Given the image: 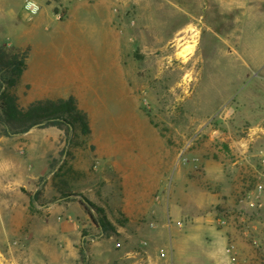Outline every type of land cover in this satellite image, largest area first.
<instances>
[{"label": "rangeland", "instance_id": "1", "mask_svg": "<svg viewBox=\"0 0 264 264\" xmlns=\"http://www.w3.org/2000/svg\"><path fill=\"white\" fill-rule=\"evenodd\" d=\"M39 1L54 21L49 33L40 30L42 35L58 37V30L63 33L68 21L58 22L53 15L60 8L67 15V1ZM21 4L22 0H12L5 11L0 5V40L18 47L32 40L36 44L46 41L29 38V31L39 26L43 17L40 13L31 21ZM112 12L116 38L122 46L125 87L120 84L117 67L110 106L101 109L104 116L93 123L95 136L85 138L75 131L67 139L61 132L58 141L54 137L36 139L34 151L21 144L22 164L13 172L16 181L29 184L41 176L36 183L40 200L32 211L40 213L39 207L58 199L55 184L67 182L74 194L103 209V215L121 230L111 238H102L89 216L77 218L79 263L69 259L70 264H84L80 254L83 240L88 264L100 260L103 253V248H94V244H104L118 253L137 250L146 243L141 242L146 234L129 221L124 203L127 179L132 184L136 172L141 171L145 181H163V187L153 194L156 202L163 199V210L157 220L144 216L138 222L164 234V249L174 264H224L222 257L211 259V255L217 251L220 255L227 227L240 233L249 247L244 251L235 246L231 262L264 264V207L241 208L242 198L251 203L254 191L264 182V0H114ZM81 37L90 38L89 32L85 30ZM193 44L194 52L181 58L179 53ZM67 48V53L72 52L70 43ZM83 50L89 68L93 60L89 49ZM98 51L100 64H105L103 50ZM104 101L102 97L100 102ZM100 134L103 149L117 150L116 165L99 155L96 138ZM18 139L12 145H17ZM64 150L67 155L61 158L59 153ZM130 150L136 155L144 153L146 161L128 163ZM29 157L36 165L25 163ZM0 158L12 164L14 157L0 150ZM55 159L61 160L58 177L49 175V167L44 172L47 161ZM41 178H45L42 184ZM23 192L29 197L33 194ZM242 211L245 221L241 220ZM71 213L82 212L74 207ZM223 220L226 225L220 224ZM117 221L125 222V229ZM245 231L248 236L242 235ZM256 234L258 245L254 243ZM16 240H9L17 245L14 253L6 256L13 261L10 264H15L22 252ZM7 244L1 235L0 249H6ZM57 248L64 249L60 244ZM116 261L118 264L119 259Z\"/></svg>", "mask_w": 264, "mask_h": 264}, {"label": "crops", "instance_id": "2", "mask_svg": "<svg viewBox=\"0 0 264 264\" xmlns=\"http://www.w3.org/2000/svg\"><path fill=\"white\" fill-rule=\"evenodd\" d=\"M26 1L22 0L21 8L23 10ZM42 1L43 3L48 2V0ZM65 1L68 3L69 10L64 21L68 22H66L67 26L65 30L63 29V33L58 28L57 33L61 35L58 34V37L48 34L42 35L43 32L40 30L44 28V31L49 33L50 26L54 22L49 10H44L43 7L41 12L42 23L36 26L34 30L29 31V38H45L46 41H40L36 44L32 40L22 43L19 47L16 46L21 49H31L28 69L16 88V94L24 108L41 100L67 99L74 96L78 100L79 107L88 113L92 135H94L93 123H96L101 115L104 116L101 109H107L110 106L111 94L114 93L111 84L116 81L117 67L120 73V84L125 87L122 46L120 39L116 38V16L112 12L114 0H71L73 1L72 5L70 0ZM11 2L12 0H0L1 10L5 11ZM85 30L89 32L90 38L81 37ZM55 39L58 40L57 43L54 41ZM68 43L71 44L72 51L69 53L66 52L68 51ZM4 44L14 46L10 41L0 40V45ZM84 47L89 49L88 55L93 60V65L91 63L89 68L85 66L84 62ZM98 49L103 50V56L107 59L105 64L99 62L100 51ZM101 65H103L104 70H101ZM99 77L103 78L105 84H102ZM102 97L106 101L100 102ZM102 103L105 106L102 107ZM61 132L56 128L35 129L23 136L13 138H7L2 132L0 133L2 137L0 144H3L0 146V150H4L14 158L16 157V161L14 158L12 159V164L7 161L3 163V158H0V236L2 235L4 241L8 242L6 249H0V264L13 262L6 257L8 254H13L14 250L17 249L15 248L17 247L16 244L12 245L9 242L11 237L19 239L21 244L19 250L22 252L17 255L19 260L15 264H70L69 259L79 263V254L75 247L76 238L80 239L81 237L79 236L80 225L77 218L82 220L89 216L79 200L69 203L58 201L43 205L39 207L40 213H34L32 212L31 198L38 190L36 183L41 176L36 178L34 182L27 184L23 180L16 181L17 175L13 173L22 164L19 157L21 144L27 145L29 151H34L36 139L48 140L54 137L58 141ZM102 137L100 134L96 138V143L100 148L99 155L112 160V163L116 165L117 150L111 147L107 151L103 149L101 147L103 145ZM16 138H19L17 145H12ZM48 145H52L51 142ZM144 156V153L136 155L130 150L127 153L126 161L132 165L143 163L146 161ZM25 163L35 164L30 157ZM44 166H46L44 171L46 173L49 162L47 161ZM160 174H162V170H160ZM142 177L143 173L137 171L132 184L129 185L131 180L127 179L124 212L130 222L136 223L135 226L138 231H144L146 237L141 242H146L147 245H143V243L137 250L132 249L119 252V254L116 252L117 250L107 249L104 244H94V248H103V253L100 260H93L91 264H117L116 259H119L118 264H174L173 259H169V255L164 249V234L155 228H148L147 226L144 228L138 222L144 216H148V220H157L163 210V199L161 198L159 202L153 199V194L163 187V181L153 178H148L145 181L141 179ZM160 177L161 175H159ZM128 186L131 187L128 188ZM133 186H136V189H133ZM23 190L33 191L32 196H27ZM241 203L242 209H246L245 207L249 205L248 200L244 198H242ZM74 207L80 209L82 213L73 215L71 211ZM249 211L250 208L247 212ZM244 213L242 211V221L246 220ZM68 217L73 218V221H68ZM111 222L113 223V221ZM115 226L117 227V225ZM121 228L125 229V227ZM117 231L120 232L121 230L117 227ZM242 235L248 236L249 232L245 231ZM258 235L254 236L256 245L259 244ZM242 238L240 233H235L230 227L225 228L226 240L222 237L219 246L221 253L219 255L217 251L215 255H211V259L222 257L224 264H233L228 252L230 244L241 247L244 251H249L248 245L244 243ZM57 244H60V247L64 249H58ZM5 250L8 253H4Z\"/></svg>", "mask_w": 264, "mask_h": 264}, {"label": "trees", "instance_id": "3", "mask_svg": "<svg viewBox=\"0 0 264 264\" xmlns=\"http://www.w3.org/2000/svg\"><path fill=\"white\" fill-rule=\"evenodd\" d=\"M30 53V48L21 49L8 44L0 45V129L2 134L7 138H13L23 136L35 129L56 128L64 132L67 139L75 131L89 138L92 135L89 115L79 107L78 100L74 96L67 99L41 100L26 108L21 106L16 88L28 69ZM71 143L69 141L68 145ZM66 155L67 150L59 153L61 158ZM53 161L49 162V175L53 174L58 177L61 172V168H58L61 160ZM44 180L45 178H41V184ZM55 190L60 197L50 204L58 201L69 203L81 197L79 203L100 231V237L111 238L113 235H118L117 227L103 215L104 210L84 196L74 194L69 183L65 182L63 185L56 183ZM40 195L38 191L32 196V207L40 200ZM117 224L122 227L126 226V223L121 221H117ZM85 243L83 241L80 254L84 264H88L85 258Z\"/></svg>", "mask_w": 264, "mask_h": 264}, {"label": "built area", "instance_id": "4", "mask_svg": "<svg viewBox=\"0 0 264 264\" xmlns=\"http://www.w3.org/2000/svg\"><path fill=\"white\" fill-rule=\"evenodd\" d=\"M43 10L42 5L36 1V0H27L24 5V11L27 14L28 17L35 18L38 16ZM53 17L56 21L62 22L66 18V13L61 8L58 12L54 13ZM254 194V195H253ZM253 201L249 203V205H252V207H264V182L261 183L258 188L253 193ZM221 225H226V221L223 220L220 223ZM144 245H147V243H144ZM121 245L118 244V248H120ZM236 249L235 245H232L230 249L228 250L229 253H232Z\"/></svg>", "mask_w": 264, "mask_h": 264}, {"label": "bare ground", "instance_id": "5", "mask_svg": "<svg viewBox=\"0 0 264 264\" xmlns=\"http://www.w3.org/2000/svg\"><path fill=\"white\" fill-rule=\"evenodd\" d=\"M195 45H190L185 47V49L179 53V56L183 59H187V57L194 52ZM188 77V76H187Z\"/></svg>", "mask_w": 264, "mask_h": 264}]
</instances>
